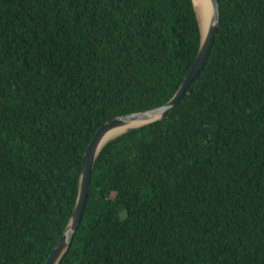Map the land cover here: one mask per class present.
<instances>
[{"label": "trees", "instance_id": "obj_1", "mask_svg": "<svg viewBox=\"0 0 264 264\" xmlns=\"http://www.w3.org/2000/svg\"><path fill=\"white\" fill-rule=\"evenodd\" d=\"M219 4L180 102L100 152L59 264H264V0ZM200 44L193 0H0V264H45L96 131L168 102Z\"/></svg>", "mask_w": 264, "mask_h": 264}, {"label": "water", "instance_id": "obj_2", "mask_svg": "<svg viewBox=\"0 0 264 264\" xmlns=\"http://www.w3.org/2000/svg\"><path fill=\"white\" fill-rule=\"evenodd\" d=\"M194 1V0H193ZM212 6V18L210 25L206 32H203L202 27L200 25L201 31V44L197 56L195 58L194 63L192 64L191 68L189 69L188 73L186 74L185 78L183 79L179 89L175 93V95L165 104L147 109L144 111L134 112L123 114L113 119L105 122L95 133L94 137L90 141L83 159V164L81 168L80 174V183H79V190L78 196L76 200V205L74 207L72 216L62 233L61 237L58 239L57 243L55 244L52 252L50 253L49 257L47 258L45 264H59L62 256L67 252L69 249L72 239L74 237L75 232L77 231L81 219L83 217L89 192L91 189V182H92V174L96 164V160L104 148V146L111 140L115 139L117 136L125 133H120L115 137L110 138V134L113 130L128 126L130 124L137 123L138 125H133L131 128L140 127L157 120L164 119L167 116V113L177 104L180 100L184 97L187 89L198 76V74L202 71L205 63L208 60L209 54L213 47L215 38L217 36L219 22H220V4L219 0H210ZM195 5V3H194ZM196 9V7H195ZM197 12V11H196ZM198 17V15H197ZM130 129V128H129Z\"/></svg>", "mask_w": 264, "mask_h": 264}, {"label": "bare ground", "instance_id": "obj_3", "mask_svg": "<svg viewBox=\"0 0 264 264\" xmlns=\"http://www.w3.org/2000/svg\"><path fill=\"white\" fill-rule=\"evenodd\" d=\"M197 15L200 21V25L202 27L203 32H206L208 29L211 18H212V6L210 0H194ZM138 125L137 123L130 124L128 126H124L118 129H115L110 134L111 137H115L116 135H119L120 133L124 132L125 130L131 128L132 126Z\"/></svg>", "mask_w": 264, "mask_h": 264}]
</instances>
